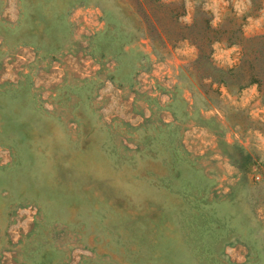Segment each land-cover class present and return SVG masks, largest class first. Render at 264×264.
Wrapping results in <instances>:
<instances>
[{
	"label": "rangeland",
	"instance_id": "rangeland-1",
	"mask_svg": "<svg viewBox=\"0 0 264 264\" xmlns=\"http://www.w3.org/2000/svg\"><path fill=\"white\" fill-rule=\"evenodd\" d=\"M0 264H264V0H0Z\"/></svg>",
	"mask_w": 264,
	"mask_h": 264
},
{
	"label": "trees",
	"instance_id": "trees-1",
	"mask_svg": "<svg viewBox=\"0 0 264 264\" xmlns=\"http://www.w3.org/2000/svg\"><path fill=\"white\" fill-rule=\"evenodd\" d=\"M253 76H252V78H251V80H253V81H260L259 79V77L258 76H255V74H252Z\"/></svg>",
	"mask_w": 264,
	"mask_h": 264
}]
</instances>
